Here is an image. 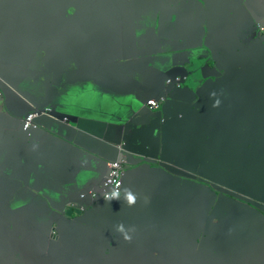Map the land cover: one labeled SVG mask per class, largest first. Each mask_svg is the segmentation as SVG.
Returning a JSON list of instances; mask_svg holds the SVG:
<instances>
[{
	"label": "crops",
	"instance_id": "obj_1",
	"mask_svg": "<svg viewBox=\"0 0 264 264\" xmlns=\"http://www.w3.org/2000/svg\"><path fill=\"white\" fill-rule=\"evenodd\" d=\"M203 1L207 2L206 8L203 5L197 7L198 2L195 0L187 6L177 3L173 10H166L163 20L157 18L152 23L147 20L129 23L127 44L118 29L115 33L111 31L116 36L118 46L111 48L108 53L100 52V49L88 50L84 46L81 54H75L74 51L61 55L57 48L52 49L46 44L37 47L39 50L34 49L32 53L36 52V56L31 58L30 51L0 39L1 74L6 78L9 75L11 78H18L24 84L37 85L42 96H65L58 89V85H63L68 91L67 96L75 95V111L84 109L88 112L80 115L81 121L84 120L81 130L83 134L77 139L76 150H70L69 139L73 136L70 130L65 129L64 133L57 134L39 126L28 134L22 127L23 119L18 115H22L24 111L15 103L16 97L10 98L9 108L3 107L0 100V197H11L6 211L12 212L10 221L0 219V264L107 263L105 251L109 249L113 262L119 263L121 250L127 248L120 241L110 248L102 235L121 224L125 230L134 229L130 232L135 233L141 231L136 227L138 222L169 223L174 219L176 208L185 206V213L178 216L179 222L198 225L200 203L205 205L207 196L197 198L199 191L187 190L186 186L198 184H179L176 178L186 179L179 176L168 177L165 184L160 185L161 189L155 192L152 189L147 192L140 189L141 183L146 180L144 177L134 176L127 185L137 196L134 206L117 201L110 207L105 206L95 211L93 208L100 206L95 203L86 209L85 214L78 213L79 194L89 188L100 193L98 182L105 174L106 164L115 158V148L111 144L106 143L108 147H104L102 153L98 151V147L93 146L89 134L96 127L94 117L112 115L116 111V105L127 103L129 107H135L133 113L137 115L131 131L134 130L139 136L152 137L153 131L147 123L148 115L144 108L147 98L144 86L162 81L163 73L158 62L166 65L173 62L185 67V56L199 58L205 53L216 54L221 64L215 70L219 74L218 79L223 77L222 67L240 70L241 91L239 93L236 86L233 87L237 93L231 102L241 107L239 111L243 113L245 122L238 124L234 120L225 119L223 112L216 115L224 121V127L221 131L216 130L222 136L217 135L214 143L202 144V148L212 150L209 153L213 155L209 156L210 163H205L206 173L214 172L215 174L210 175L215 182H225L227 190L250 195L256 199V203L264 206L261 201L264 199V179H258L255 172L250 173L249 167L256 154L264 153V53L252 60H237L233 56L243 50H246L245 54H251L253 48L264 46V0H248L246 4L243 0L242 6L247 15L238 8V0ZM232 16L237 22L235 18L232 21L228 19ZM249 22H254L261 30L257 35L261 43L244 45L245 37L237 40V32L246 31L245 26ZM1 30L0 22V32ZM262 35L263 38L260 37ZM95 36L92 30L90 40ZM205 39L207 49L203 46ZM158 57L160 58L157 60ZM200 67L201 64H195L189 69H194L196 74ZM212 72L208 70L205 74L210 75ZM185 97L189 98L190 93L186 92ZM201 98L199 104L204 112L207 107L215 105L213 100L206 102L204 94ZM139 101L143 103L139 104ZM169 115L167 110V116ZM185 120L175 126L182 125ZM252 127H258V134L263 135L261 140H255ZM206 131L212 130L206 127ZM167 137L177 139L178 129L170 128ZM225 138H233L234 141ZM166 145L173 150L170 141ZM201 190L205 194L206 190ZM226 198L220 199L224 203V206L219 204L222 210L227 214H241L245 217L243 221L250 223L244 227L243 233L247 243L257 239L264 241L263 213L259 210V214L251 212L242 207L243 204H236ZM85 199L89 200L87 197ZM4 210L2 208L1 211ZM261 210L264 211V208ZM192 217L194 221H191ZM218 221L219 218L209 222L206 218L203 219V222L209 224L211 238L217 237L218 228L229 230L234 226L233 223L227 224L228 219H222L226 223H221L220 226L217 225ZM51 225H56L61 241L59 245L47 246L51 248L53 255V260L47 261L44 258L47 248L42 239ZM5 226H8L7 230ZM147 235V239H150V234ZM234 235L237 236V232ZM161 237L169 238V235L162 233ZM85 240L86 243L81 244ZM158 244L168 249L171 246L168 242ZM93 250H99L100 254H93ZM155 254L157 253L147 254V257ZM16 257L19 259H15Z\"/></svg>",
	"mask_w": 264,
	"mask_h": 264
},
{
	"label": "water",
	"instance_id": "obj_2",
	"mask_svg": "<svg viewBox=\"0 0 264 264\" xmlns=\"http://www.w3.org/2000/svg\"><path fill=\"white\" fill-rule=\"evenodd\" d=\"M197 7L200 5L206 8L207 2L203 0H195ZM248 0H245V4ZM243 0L237 1V6L243 13H246L242 6ZM209 5V4H208ZM232 10V8H231ZM234 16L229 17V20H233ZM225 18V21H228ZM9 19L4 23L1 21L2 30L0 32V39L3 40L4 36L11 34L12 21ZM237 22V19L235 18ZM6 24L9 26L7 28ZM249 33L243 31L242 33L237 32V40L243 37H248ZM15 36V35H14ZM194 38V34L192 36ZM35 40L36 37H33ZM195 39V38H194ZM244 44V39H243ZM254 44H259L255 42ZM249 43V45H254ZM203 46L207 49L206 39L204 40ZM264 47V46H263ZM34 50V49H32ZM212 54H207L208 60H211V67L203 65L196 74L188 73L189 67L191 66L189 57H185L183 61L185 67L180 64L171 62L170 65L158 62V67L161 69L163 76L161 82H151L145 84L144 94L147 96L144 101V108L146 110L147 123L153 131V136H139L133 128V123L137 115H135V107H129L127 103H122L120 106L116 105V111L114 114L107 117L96 116L94 117L95 129L91 135V140L94 147H98V151L102 153L104 147H108L106 143L111 144L115 148V158L110 162L125 161V171L121 177V191L124 187L127 188L129 181L134 176L144 177L146 181L142 182L140 189L149 191L150 189L155 192L157 189H161L160 185L165 184V179L168 177L179 176L186 179L192 178H204L215 182V179L210 174L206 173V164L210 163V157L213 156L212 150L202 148V144L210 145L214 143L217 138L216 136H222V133L216 132L218 127H224V121L218 118L216 115L223 112L225 119L233 121L237 118L241 107L236 103L231 102L234 99L237 90L233 87L236 86L239 93L241 91L242 81L240 80V70L233 68L222 67L224 70L223 77L218 79L219 74L216 65L218 62L212 60ZM160 57L157 58V60ZM247 67V66H246ZM212 69L210 75H206L205 71ZM58 89L62 95H45L42 96L37 89L35 84H24L18 81V78H6L0 71V100L3 107L9 108L10 98H15V103L18 107L23 109V114H18L22 120V127L28 134H31V130L36 127L43 126L50 131H54L57 134L64 133L65 129L70 130L73 133L70 141V150H76L78 137L83 134V121L80 119V115H86L88 112L84 109L75 111L77 104L75 103V95L67 96L68 91L63 88V85H58ZM190 93V97H185V93ZM226 92V93H225ZM205 95L207 98L204 100H213L215 104L211 108L207 107L204 112L201 105V95ZM211 95V97H209ZM153 99L158 103V107L155 111L148 109L146 102ZM124 102V101H122ZM143 101H139L140 103ZM45 107H49L51 112L49 115L41 113L40 110ZM167 110L170 115L167 116ZM186 110V112H184ZM37 111L38 115L33 118L32 124L27 128L24 126V118L29 112ZM133 115L131 116V114ZM228 114V116H226ZM187 119V120H185ZM224 119V120H225ZM183 122L180 126L175 124ZM207 120V121H206ZM178 129V138H169L167 133L170 128ZM206 127L212 131H206ZM78 130V131H77ZM77 131V132H76ZM208 137V138H207ZM225 140L234 141L233 138ZM248 140V139H247ZM246 140V141H247ZM170 141L173 145V150L168 149L166 142ZM228 142V141H226ZM224 142V143H226ZM244 143V142H243ZM109 163V162H108ZM107 167V164H106ZM103 176L99 180H102ZM167 181V180H166ZM98 182V183H99ZM17 183V182H14ZM226 189L220 190L219 193L228 195L226 183ZM152 185V188H151ZM187 190L196 189L199 191L196 194L197 198H203L207 196L205 205L200 203V210L198 212V225H201L203 219L209 222L211 219H217L218 217L213 213V210L219 208V204L216 203L213 206L211 214L207 216L210 210L214 197L217 194L212 193L207 188L198 185H187ZM218 189L217 187H215ZM201 189L206 190L205 194ZM87 196H85L86 198ZM11 197H0V219L2 218V208L7 209L9 207V201ZM83 199L79 201L78 207H83L81 212L85 214L86 204L89 200ZM224 198L219 195L218 199ZM118 200H114L111 203L104 200L100 206L93 208L98 211L102 207H110L111 205L118 203ZM264 202V199L261 200ZM248 202V201H247ZM86 203V204H84ZM262 209V208H261ZM259 209V211L261 210ZM194 214L196 212H193ZM201 213V217L199 218ZM194 221V217L191 218ZM8 226L4 228L7 230ZM120 237V233H118ZM155 235L150 234V238ZM168 248L163 247L158 243L150 244L149 248H144L146 254L151 255L153 252L158 255H162L168 252ZM95 264H104L102 261H98Z\"/></svg>",
	"mask_w": 264,
	"mask_h": 264
},
{
	"label": "flooded vegetation",
	"instance_id": "obj_3",
	"mask_svg": "<svg viewBox=\"0 0 264 264\" xmlns=\"http://www.w3.org/2000/svg\"><path fill=\"white\" fill-rule=\"evenodd\" d=\"M192 1L194 0H0L2 2L0 4V22L4 21L6 23L7 20L15 18L11 24L12 35L7 34L3 37V40L30 51L31 58L36 56V52L32 53V49L39 50L37 47L46 44L50 45L52 49L57 48L58 54L61 55L74 51L75 54H81L84 51V46H87L88 50H91V48L94 50L100 49V52L108 53L111 48L118 46L116 36L111 34V31L115 33L118 29L121 38L127 44L129 23H137L142 20L152 23L157 18L163 20L167 9L173 10L177 3L187 6ZM182 12L187 13L186 11ZM6 26L9 28L7 24ZM245 29L246 31L249 30L248 32H251L252 36L258 35L254 22H249ZM92 30L96 36L90 40ZM34 36L37 40L33 38ZM260 37L263 38V35ZM83 41H85L84 44ZM245 51H240L233 56L237 60L258 59V55L264 53V47L253 48L251 54H245ZM211 57L213 61L216 60L218 65H221L216 54L212 53ZM189 59L191 65L201 64V67L203 65L211 67L212 65V61L208 60L207 53L203 57H189ZM208 70L212 72V69L207 68ZM188 73L194 74L195 70L189 69ZM234 121L238 124L245 122L241 111H239L237 118H234ZM262 128L264 129V127ZM217 130L221 131L223 127H218ZM252 132L255 134L256 141L261 140L263 137L262 134H258V127H252ZM258 146H262L260 142H258ZM252 163L249 166L250 173L255 172L258 179H264V153L262 155L256 154ZM238 176L243 177L244 175L238 174ZM175 180L179 184L183 182L196 183L217 194L207 216L211 214L216 201L224 206L220 199L217 200L219 195L226 197L223 193H219L220 190L226 189L225 184H220L222 182L218 183L199 177L191 180H178L177 178ZM228 195L226 199L239 205L243 204L242 207L256 214H259V209L264 208V206L256 203V199L250 195L229 190ZM103 202L99 201L98 204L100 205ZM220 205L218 209L213 210V213L219 218L217 225L220 226L221 223H226L222 219H228L227 224L233 223L234 226L229 230L218 228L216 238L210 237L211 230L207 222H202L201 225L179 222L178 216L181 213L184 214L186 208L181 206L176 208L174 219L169 223L138 222L136 227L141 231L129 232L130 241H126L123 234L120 237L118 236V227L102 235L110 248L114 247L119 241L127 248L121 250L119 263L113 262L111 249L106 250L105 260L107 263L104 264H264V241L257 239L247 243L243 233L244 227L250 223L244 222L245 217L241 214H227ZM7 209L4 210L1 217L5 221H10L12 212L11 210L6 211ZM260 211L264 215V211ZM199 214L201 215V213ZM235 232H237V236L234 235ZM147 233L155 236L147 239ZM162 233L169 235V238L161 237ZM60 241L61 234L59 230L56 225H51L42 239L43 245L47 248L50 244L57 245ZM86 241L81 244L86 243ZM158 242H168L171 245L168 252L147 257V254L140 250L149 248L150 244ZM101 243H104L102 239ZM92 253L100 254V251L93 250ZM65 257L68 258L66 254ZM44 258L47 261L49 259L53 260L51 248H47ZM15 259L19 258L16 257ZM13 264L16 263L13 262ZM38 264L46 263L38 262Z\"/></svg>",
	"mask_w": 264,
	"mask_h": 264
},
{
	"label": "built area",
	"instance_id": "obj_4",
	"mask_svg": "<svg viewBox=\"0 0 264 264\" xmlns=\"http://www.w3.org/2000/svg\"><path fill=\"white\" fill-rule=\"evenodd\" d=\"M146 104L150 109L157 108V104L153 100H149ZM49 110H50L49 108H44L41 109L40 112L44 114H48ZM37 115H38L37 111L30 112L24 120L25 122L24 126L26 128L30 126L32 124L33 118L36 117ZM123 173H124V160H121L119 162L115 161V162L107 163L106 173L98 185V187L101 189L100 193H97L94 190V188H90L85 192L80 193L79 197L81 199H84L85 196L89 197L90 200L87 205H92L99 201H104L105 200L104 195L110 190L114 189L117 184H119L121 188V177Z\"/></svg>",
	"mask_w": 264,
	"mask_h": 264
},
{
	"label": "clouds",
	"instance_id": "obj_5",
	"mask_svg": "<svg viewBox=\"0 0 264 264\" xmlns=\"http://www.w3.org/2000/svg\"><path fill=\"white\" fill-rule=\"evenodd\" d=\"M256 30L258 31V35L261 33V30L259 28H257L256 26ZM249 33V32H248ZM249 36L246 37L244 39V44L246 43L247 45H249V43H252L254 44L255 42H258V43H261L262 41H260V38L259 36L257 35H253L251 34V32L248 34ZM256 45V44H254ZM150 100H153V99H150ZM149 101V100H148ZM147 101V102H148ZM154 101V100H153ZM146 102V103H147ZM155 102V101H154ZM157 104V107H158V103L155 102ZM147 106V104H146ZM148 107V106H147ZM45 108H49V107H45ZM50 109V108H49ZM148 109H150L148 107ZM157 109V108H156ZM156 109H151V110H156ZM34 112V111H33ZM51 112V109L49 110V113ZM30 113V112H29ZM28 113V114H29ZM49 113L47 115H49ZM26 118V117H25ZM24 118V120H25ZM124 171H125V161H124ZM105 173H106V170H105ZM105 175V174H104ZM104 177V176H103ZM100 183V182H99ZM98 183V184H99ZM98 186V185H97ZM90 189V188H89ZM88 190V189H87ZM86 191V190H85ZM85 191H82L81 193L85 192ZM80 195V194H79ZM79 200H83L81 199L79 196H78ZM104 199L108 202H112L114 200H118V201H121V202H124L127 204V206H134L137 202V196L136 194L133 193V191L129 188H124L122 191H121V188H120V185L117 184L116 187L112 190H110L109 192H107L105 195H104ZM98 203V202H97ZM86 204V203H84ZM95 204V203H94ZM93 205V204H92ZM92 205H87L86 204V209L87 208H90ZM80 209V212L82 210L83 207H78ZM117 230L122 233L124 235V239L126 241H130L131 240V236L128 234L130 231H134V229H128V230H125L124 228V225L121 224L118 226Z\"/></svg>",
	"mask_w": 264,
	"mask_h": 264
}]
</instances>
